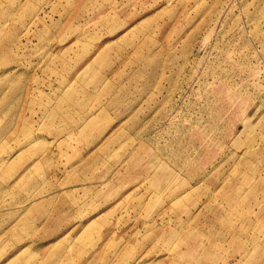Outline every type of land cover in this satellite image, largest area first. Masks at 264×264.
Instances as JSON below:
<instances>
[{
    "label": "rangeland",
    "instance_id": "obj_1",
    "mask_svg": "<svg viewBox=\"0 0 264 264\" xmlns=\"http://www.w3.org/2000/svg\"><path fill=\"white\" fill-rule=\"evenodd\" d=\"M67 132L96 218L16 264H264V0H0V180Z\"/></svg>",
    "mask_w": 264,
    "mask_h": 264
},
{
    "label": "crops",
    "instance_id": "obj_2",
    "mask_svg": "<svg viewBox=\"0 0 264 264\" xmlns=\"http://www.w3.org/2000/svg\"><path fill=\"white\" fill-rule=\"evenodd\" d=\"M71 134L67 132L55 140L61 145V166L55 171L49 163L30 158V164L26 160L14 163L15 177L0 180V252H13L0 264H16L15 256L22 252L24 256L35 252L39 256L41 252L62 250L96 218L95 164L92 156L70 153ZM36 164L40 173L31 176ZM21 259L17 264H26ZM34 261L39 264L42 259Z\"/></svg>",
    "mask_w": 264,
    "mask_h": 264
}]
</instances>
